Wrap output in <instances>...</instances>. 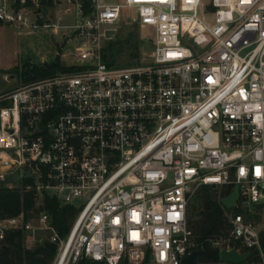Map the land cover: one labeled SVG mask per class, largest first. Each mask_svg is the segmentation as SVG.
Wrapping results in <instances>:
<instances>
[{"label": "built area", "instance_id": "obj_1", "mask_svg": "<svg viewBox=\"0 0 264 264\" xmlns=\"http://www.w3.org/2000/svg\"><path fill=\"white\" fill-rule=\"evenodd\" d=\"M41 1L0 4V22L28 26L64 4L75 59L0 92V183L34 200L27 216H0V241L20 229L25 247L53 242L51 264H180L197 247L187 205L202 184L262 202L264 0ZM51 16L43 25L58 32ZM128 24L150 35L148 50L114 66ZM46 197L75 206L67 234ZM229 220L215 243L249 255L218 264H264L263 228L242 212Z\"/></svg>", "mask_w": 264, "mask_h": 264}, {"label": "trees", "instance_id": "obj_2", "mask_svg": "<svg viewBox=\"0 0 264 264\" xmlns=\"http://www.w3.org/2000/svg\"><path fill=\"white\" fill-rule=\"evenodd\" d=\"M67 69L57 56L53 63L48 65L24 62L22 70L24 79L29 81ZM232 190L233 186L228 184H202L194 192V198L188 208V222L194 232L196 248L199 249L196 254L198 264H218L221 260L220 250L228 246L215 242L221 241L230 230V208L223 203V198ZM45 200L53 216L52 223L56 231L61 235L67 234L74 218L75 206L60 204L58 199L51 197H46ZM33 206L32 192L23 191L19 187H7L0 183V216L19 213L27 216L31 210H34ZM236 210L244 213L248 218L253 216L248 207L238 206ZM7 233L5 239L0 241V264H50L57 249L55 243L44 240L33 247H25L20 229L10 230ZM77 264L106 263L81 257ZM190 264L197 263L192 261Z\"/></svg>", "mask_w": 264, "mask_h": 264}, {"label": "rangeland", "instance_id": "obj_3", "mask_svg": "<svg viewBox=\"0 0 264 264\" xmlns=\"http://www.w3.org/2000/svg\"><path fill=\"white\" fill-rule=\"evenodd\" d=\"M6 2L8 0H0V4ZM65 8L66 6L60 3H54L53 6L43 5L40 13L28 14L31 22L28 26L18 27L15 24L0 23V92L13 89L26 81L22 70L24 62L37 65L46 60L48 64H52L57 56L61 62L67 64L74 61L71 51L76 44V38L71 36V26L75 24L77 15L74 9L66 12ZM50 15H52L50 21L60 25L58 32H53L52 27L43 25L48 23L46 19L50 18ZM133 38L138 42L130 44ZM149 39L150 35L142 32L138 27L126 25L121 36L110 47V52L114 54L111 63L118 66L137 62L140 48L148 50L147 45L143 43L145 41V44H148ZM9 74H14V78L8 79ZM193 198L194 194L187 205V212ZM83 201L84 198H78L75 203L80 205ZM238 206L248 207L253 214L249 219L259 228H263L264 235V199L261 203L252 204L245 202L242 195L235 205L230 207L229 214L237 213ZM48 234L49 232H44L45 236ZM192 261L199 263L197 255ZM51 262L52 260L50 264Z\"/></svg>", "mask_w": 264, "mask_h": 264}, {"label": "water", "instance_id": "obj_4", "mask_svg": "<svg viewBox=\"0 0 264 264\" xmlns=\"http://www.w3.org/2000/svg\"><path fill=\"white\" fill-rule=\"evenodd\" d=\"M41 3H44V0L41 1ZM135 41L131 40L130 44H133ZM44 65H48V62L46 60L43 61ZM8 79H13L14 78V74H9L7 76ZM13 178L15 179H19V173H17L14 177L12 176H8L5 178V181H11L13 180ZM240 192H239V186L236 185L235 188L231 191V193L223 198V203L227 206V207H233L236 203V200L240 197ZM199 252L198 248L193 249L191 252H189L186 256H184L181 260L180 264H190L192 262V258ZM249 255V253H240L237 252L236 249H228L226 247H222V249L220 250L219 253V257L220 259H228V260H233V261H238V260H244L247 256Z\"/></svg>", "mask_w": 264, "mask_h": 264}]
</instances>
